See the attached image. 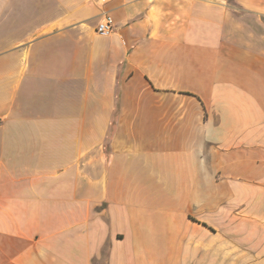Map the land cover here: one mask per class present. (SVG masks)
Listing matches in <instances>:
<instances>
[{
	"label": "crops",
	"instance_id": "0c3cea01",
	"mask_svg": "<svg viewBox=\"0 0 264 264\" xmlns=\"http://www.w3.org/2000/svg\"><path fill=\"white\" fill-rule=\"evenodd\" d=\"M0 264H264V0H0Z\"/></svg>",
	"mask_w": 264,
	"mask_h": 264
},
{
	"label": "built area",
	"instance_id": "2783aa9c",
	"mask_svg": "<svg viewBox=\"0 0 264 264\" xmlns=\"http://www.w3.org/2000/svg\"><path fill=\"white\" fill-rule=\"evenodd\" d=\"M97 5L103 6L110 0H93ZM114 31V21L112 17L105 11L102 12L100 21L98 22L95 32L100 36H109Z\"/></svg>",
	"mask_w": 264,
	"mask_h": 264
}]
</instances>
